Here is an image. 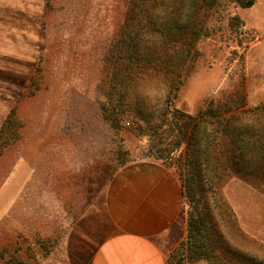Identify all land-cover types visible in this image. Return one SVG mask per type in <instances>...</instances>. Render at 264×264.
Masks as SVG:
<instances>
[{
  "label": "rangeland",
  "instance_id": "374dc122",
  "mask_svg": "<svg viewBox=\"0 0 264 264\" xmlns=\"http://www.w3.org/2000/svg\"><path fill=\"white\" fill-rule=\"evenodd\" d=\"M127 3L54 0L48 9L45 0H0V57L43 67L41 90L17 108L21 138L0 154V264L60 258L69 227L99 206L103 187L118 171L116 151L136 159L144 152V137L115 130L101 112L110 80L108 52ZM225 8L245 20L243 45L227 35L200 45L203 57L176 103L188 112L240 85L249 108L264 103V0L249 9ZM1 93L0 128L14 104L9 92ZM222 190L242 230L232 242L264 259V184L232 178Z\"/></svg>",
  "mask_w": 264,
  "mask_h": 264
},
{
  "label": "trees",
  "instance_id": "16d2710c",
  "mask_svg": "<svg viewBox=\"0 0 264 264\" xmlns=\"http://www.w3.org/2000/svg\"><path fill=\"white\" fill-rule=\"evenodd\" d=\"M45 1L53 9L54 0ZM256 2L128 0L125 21L110 44L104 119L115 130L144 137L138 159L161 161L176 169L182 182L187 235L168 264H264L232 242L242 230L222 190L232 178L264 184V103L249 108L240 85L222 99L205 100L195 113L176 105L186 77L203 57L201 44L227 35V41L240 38L237 43L243 45L245 20L225 6L249 9ZM42 79L39 64L0 57V93L9 92L14 103L0 128V154L21 138L17 108L41 90ZM116 153L119 169L137 160L129 151ZM6 264L15 263L9 259Z\"/></svg>",
  "mask_w": 264,
  "mask_h": 264
},
{
  "label": "crops",
  "instance_id": "0c3cea01",
  "mask_svg": "<svg viewBox=\"0 0 264 264\" xmlns=\"http://www.w3.org/2000/svg\"><path fill=\"white\" fill-rule=\"evenodd\" d=\"M98 205L69 227L62 256L46 264H168L186 238L180 175L161 161L124 165L103 187Z\"/></svg>",
  "mask_w": 264,
  "mask_h": 264
}]
</instances>
